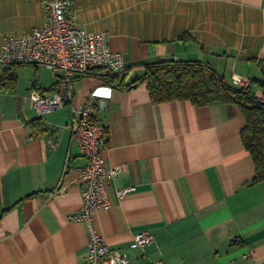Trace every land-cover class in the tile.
<instances>
[{"label":"crops","instance_id":"crops-1","mask_svg":"<svg viewBox=\"0 0 264 264\" xmlns=\"http://www.w3.org/2000/svg\"><path fill=\"white\" fill-rule=\"evenodd\" d=\"M47 1L0 0V45L42 25ZM70 12L81 27L107 34L126 83L156 61H200L231 85L233 75L248 78L263 94L264 0H71ZM98 75L76 78L71 100L37 115L29 92L54 94L59 72L17 64L0 73V264L85 259V226L70 217L81 205L78 169L86 158L68 125L71 106L91 100L105 130L101 155L122 167L106 183L109 208L95 216L109 246L128 264H264V182L252 183L239 108L155 105L145 83L118 90ZM119 188L130 191L116 198ZM142 231L152 240L130 247Z\"/></svg>","mask_w":264,"mask_h":264},{"label":"built area","instance_id":"built-area-1","mask_svg":"<svg viewBox=\"0 0 264 264\" xmlns=\"http://www.w3.org/2000/svg\"><path fill=\"white\" fill-rule=\"evenodd\" d=\"M71 0L43 2L44 21L42 25L7 35L0 45V73L17 64L41 65L59 72V88L54 94L41 95L29 92V100L37 115L61 108L65 100L72 99L73 81L95 69L101 73L121 74L125 65L120 53L108 47L107 34L93 31L79 25L70 12ZM250 80L233 75L232 85L247 87ZM99 102L89 101L82 106H71L72 120L68 127L81 154L86 158L85 166L78 169L81 184V205L70 217L71 221L81 222L86 229L87 254L79 264H128L127 255L109 246L99 234L95 216L109 208L106 183L122 171L121 166L107 165L101 155L105 145L104 127L98 124L93 112ZM49 145L56 147V142ZM64 187L59 186L58 192ZM130 188L115 189L116 198L124 197ZM152 240L146 232L133 236L130 247H142Z\"/></svg>","mask_w":264,"mask_h":264},{"label":"trees","instance_id":"trees-1","mask_svg":"<svg viewBox=\"0 0 264 264\" xmlns=\"http://www.w3.org/2000/svg\"><path fill=\"white\" fill-rule=\"evenodd\" d=\"M143 69L142 76L130 83H126V69L121 74H103L99 69L93 71L107 86L118 90L132 89L145 83L149 99L155 105L174 101H188L195 106H205L213 101L236 105L245 121L240 138L253 163L252 183L264 182L263 82H260L263 94L257 97L250 88L251 81L247 87H235L211 66L200 61L161 60Z\"/></svg>","mask_w":264,"mask_h":264}]
</instances>
